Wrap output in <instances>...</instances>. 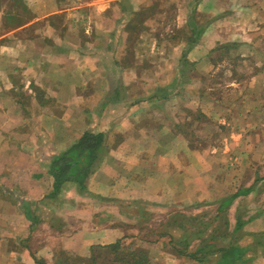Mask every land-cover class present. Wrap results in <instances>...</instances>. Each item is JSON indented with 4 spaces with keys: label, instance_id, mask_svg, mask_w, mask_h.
<instances>
[{
    "label": "crops",
    "instance_id": "crops-1",
    "mask_svg": "<svg viewBox=\"0 0 264 264\" xmlns=\"http://www.w3.org/2000/svg\"><path fill=\"white\" fill-rule=\"evenodd\" d=\"M147 1L0 0V264H53L50 243L35 244L46 233L78 256L89 257L93 249L97 264H131L137 248L146 250L147 264H200L174 251L169 217L176 209L210 217L200 213L203 208L214 215L221 200L236 193L227 209L230 229L239 217L244 232L264 231V165L242 183L244 173L233 170L238 158L233 162L227 153H238L239 134L227 146L196 148L180 126L158 125L155 95L106 103L107 44L121 41L114 28ZM252 9L261 17L258 5ZM81 24L86 44L99 50L80 49ZM142 104L154 113H142ZM97 105L104 107L98 116ZM83 107L93 116H84ZM69 116L71 123L63 124ZM88 128L107 130L109 149L86 189L67 183L46 198L49 157ZM246 147L241 166L250 167L255 154ZM24 200L38 217L34 224L21 207ZM116 241L120 247L111 252ZM116 254L128 260L114 262ZM250 264H264V255Z\"/></svg>",
    "mask_w": 264,
    "mask_h": 264
},
{
    "label": "rangeland",
    "instance_id": "rangeland-1",
    "mask_svg": "<svg viewBox=\"0 0 264 264\" xmlns=\"http://www.w3.org/2000/svg\"><path fill=\"white\" fill-rule=\"evenodd\" d=\"M147 2L148 5L131 12L125 21L121 18L122 26L113 27L116 32L120 28L121 41L114 36L115 40L106 43L111 52L108 61L111 69L104 79L105 99L115 89L120 97L137 101L155 95L160 100L155 101L158 107L153 108L159 117L158 125L180 126L196 148H219L222 141L227 146L239 134L238 153L227 152L233 162L238 158L233 170L244 173L243 184L253 172L259 176L264 165V0ZM254 5L260 8L261 17L255 15ZM78 34L80 49H98L97 45L86 44L83 24ZM233 42L236 45L229 44ZM183 54L192 62L186 71L189 80L184 82L179 74ZM63 95L68 97L69 92ZM166 95L170 97L165 98ZM143 104L142 113H151V107ZM97 107L96 116L98 109L104 108ZM83 110L84 116H93V110L86 107ZM167 116L179 121L171 122ZM64 121L63 124L71 123L70 116ZM79 127L82 125L76 130ZM113 141L116 143L117 138ZM248 145L255 155L250 167L241 166ZM43 202L49 205L48 199ZM204 211L208 215L213 213L210 207L200 213ZM156 222L157 219L152 223ZM40 236L41 242L35 240V244L50 243L53 264H62L65 256H77L62 247L59 236L49 233ZM67 263L75 264L70 260Z\"/></svg>",
    "mask_w": 264,
    "mask_h": 264
},
{
    "label": "trees",
    "instance_id": "trees-1",
    "mask_svg": "<svg viewBox=\"0 0 264 264\" xmlns=\"http://www.w3.org/2000/svg\"><path fill=\"white\" fill-rule=\"evenodd\" d=\"M202 32V31H201ZM200 32V33H201ZM196 37L199 34L196 33ZM236 45L235 42L229 43ZM182 56V64L179 69L181 80L188 81L186 71L192 64L185 54ZM165 90V89H164ZM163 95V94H162ZM170 96L166 95L165 98ZM120 95L115 89L113 94L106 97L107 102L119 100ZM105 129H85L82 134L68 145L64 150L53 154L47 165V172L52 178V190L45 195L46 198L57 196L63 185L73 184L78 191L86 189L90 176L97 170L109 146ZM237 194V193H236ZM233 194L225 197L219 203L216 213L210 217L205 214H186L175 212L169 217L166 227L169 232L170 242L178 255H184L200 264H250L257 256L264 255V231L246 233L242 230L244 221L236 218L235 225L230 229V222L227 217V209L232 200L237 196ZM26 218L31 224L37 222L38 217L33 214L29 201H21ZM167 234L166 232L161 233ZM195 247L190 249L191 245ZM120 241L109 246L111 252H117ZM94 250L91 249L89 257L65 256L62 264L86 263L97 264L94 258ZM64 253V251H63ZM130 254V259L138 255V259L131 264H147L146 250L137 248ZM128 258L114 257V262H123Z\"/></svg>",
    "mask_w": 264,
    "mask_h": 264
}]
</instances>
